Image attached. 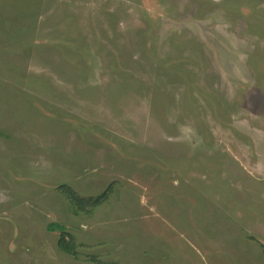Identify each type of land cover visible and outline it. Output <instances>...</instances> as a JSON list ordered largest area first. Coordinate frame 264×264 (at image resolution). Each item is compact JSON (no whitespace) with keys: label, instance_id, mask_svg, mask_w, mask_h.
<instances>
[{"label":"rangeland","instance_id":"1","mask_svg":"<svg viewBox=\"0 0 264 264\" xmlns=\"http://www.w3.org/2000/svg\"><path fill=\"white\" fill-rule=\"evenodd\" d=\"M64 184L113 189L87 214ZM261 244L264 0H0V264H264Z\"/></svg>","mask_w":264,"mask_h":264},{"label":"trees","instance_id":"2","mask_svg":"<svg viewBox=\"0 0 264 264\" xmlns=\"http://www.w3.org/2000/svg\"><path fill=\"white\" fill-rule=\"evenodd\" d=\"M61 193L65 195L77 208L80 212L91 214L94 209L106 203L112 193V186H109L106 192L97 197L83 198L81 197L73 188L67 184H64L59 187ZM51 231H59L60 239L58 242L59 248L72 256H77V244L75 238L70 235L66 227L59 223H52L49 226ZM264 254V245L261 244Z\"/></svg>","mask_w":264,"mask_h":264}]
</instances>
